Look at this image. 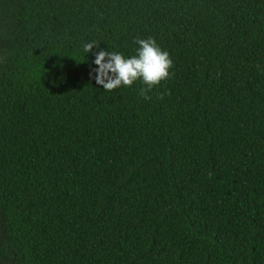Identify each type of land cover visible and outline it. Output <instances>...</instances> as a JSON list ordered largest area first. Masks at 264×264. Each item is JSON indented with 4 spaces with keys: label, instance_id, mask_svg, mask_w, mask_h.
Returning <instances> with one entry per match:
<instances>
[{
    "label": "trees",
    "instance_id": "obj_1",
    "mask_svg": "<svg viewBox=\"0 0 264 264\" xmlns=\"http://www.w3.org/2000/svg\"><path fill=\"white\" fill-rule=\"evenodd\" d=\"M0 264H264V0H0Z\"/></svg>",
    "mask_w": 264,
    "mask_h": 264
},
{
    "label": "clouds",
    "instance_id": "obj_2",
    "mask_svg": "<svg viewBox=\"0 0 264 264\" xmlns=\"http://www.w3.org/2000/svg\"><path fill=\"white\" fill-rule=\"evenodd\" d=\"M135 54L125 56L123 53L100 48L95 41L83 45L82 51L94 56L90 76L105 92L130 87L141 81L148 89L159 86L171 75L172 60L168 52L163 51L151 37L137 38ZM94 48L99 49L94 51Z\"/></svg>",
    "mask_w": 264,
    "mask_h": 264
}]
</instances>
